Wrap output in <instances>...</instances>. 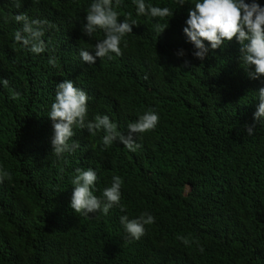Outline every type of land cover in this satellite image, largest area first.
<instances>
[{"label": "trees", "instance_id": "16d2710c", "mask_svg": "<svg viewBox=\"0 0 264 264\" xmlns=\"http://www.w3.org/2000/svg\"><path fill=\"white\" fill-rule=\"evenodd\" d=\"M28 1L68 29L0 30V264H264V0Z\"/></svg>", "mask_w": 264, "mask_h": 264}, {"label": "clouds", "instance_id": "9594fccd", "mask_svg": "<svg viewBox=\"0 0 264 264\" xmlns=\"http://www.w3.org/2000/svg\"><path fill=\"white\" fill-rule=\"evenodd\" d=\"M34 3L41 5L37 0H32ZM98 2V0L96 1ZM49 5V11L46 9L41 11L39 16L42 17V20L39 18L35 20L39 22L38 25L33 26L31 23L28 24L27 20L30 15V6L32 3L28 0H0V30H4L6 35L3 36L5 40H8L9 37H17L21 42L26 46H33L36 43V39L41 36H48L51 35L52 29L56 26L60 28L62 31L63 29L67 30L68 27L65 25L64 20L59 16L58 8H61V5H58L54 2ZM17 17V20L13 18V16ZM13 27V29H12ZM17 34L19 36H17ZM66 34H70V31H66ZM35 51L38 50L35 48ZM125 52V51H123ZM122 52V53H123ZM108 55L113 54H121V51L118 53L107 51ZM32 56V55H31ZM73 93H77L81 90L71 88L70 89ZM90 89L84 87V90L81 92H85L90 94Z\"/></svg>", "mask_w": 264, "mask_h": 264}]
</instances>
